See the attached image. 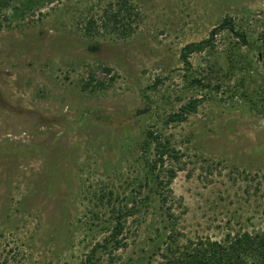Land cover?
<instances>
[{
  "label": "rangeland",
  "instance_id": "374dc122",
  "mask_svg": "<svg viewBox=\"0 0 264 264\" xmlns=\"http://www.w3.org/2000/svg\"><path fill=\"white\" fill-rule=\"evenodd\" d=\"M225 19L248 45L216 32ZM213 34L187 67L183 49ZM148 130L179 156L157 171H177L169 188L145 179ZM135 201L126 247L97 264H165L168 247L264 230V0L0 8V264H85Z\"/></svg>",
  "mask_w": 264,
  "mask_h": 264
},
{
  "label": "trees",
  "instance_id": "16d2710c",
  "mask_svg": "<svg viewBox=\"0 0 264 264\" xmlns=\"http://www.w3.org/2000/svg\"><path fill=\"white\" fill-rule=\"evenodd\" d=\"M13 1L14 0H0V8L7 9ZM123 8H125V5L122 9ZM119 14L120 13L112 14L108 17V21H113L117 25L120 24ZM109 22H105L102 25L108 27ZM88 24L90 27H93L95 22L90 21ZM224 30L231 31L237 38L244 41V45H248L245 34L235 30L232 20L225 19L216 29V32ZM213 37L214 34L211 35L209 40L187 45L182 51L183 63L187 67H190V56L212 46ZM196 83L201 84V81L196 80ZM199 103L198 100L189 102L179 113L170 115L168 122L181 123L186 121L188 115L197 111ZM142 151L145 154H154L151 159L147 156H144L145 158L142 159L143 165L146 168L145 179H147L148 185L152 182L157 189L169 188L177 176V171L170 169L168 171L167 180H161L159 172L157 171L165 163L164 158L166 156L173 157L174 159H178L179 157L174 148H172L171 142L163 140L162 134L157 131L148 130L142 145ZM110 194L112 196V193ZM163 196L164 201H166V195ZM105 198L106 195L101 196V200ZM109 200L111 201V198ZM135 203L137 202H132V206H125V208L118 209L117 211L114 210L117 216L112 231L102 242H98L94 245L90 255L86 258L85 264H97L101 259V256H97L98 253L101 255L108 254L110 259H112L115 252L126 247L125 239L122 236L125 230L126 220L129 217L135 216L138 212ZM169 216L173 218L172 214ZM167 249L171 251L173 256H166L167 261H165V264H264V230L254 233L245 232L233 236L228 234L222 241L208 240L206 242L200 241L196 244L190 243L178 256H175L176 254L171 250V247Z\"/></svg>",
  "mask_w": 264,
  "mask_h": 264
}]
</instances>
